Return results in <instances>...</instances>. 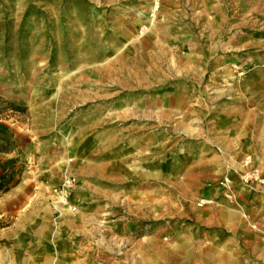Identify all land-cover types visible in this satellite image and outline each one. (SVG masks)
Returning a JSON list of instances; mask_svg holds the SVG:
<instances>
[{"label":"rangeland","instance_id":"374dc122","mask_svg":"<svg viewBox=\"0 0 264 264\" xmlns=\"http://www.w3.org/2000/svg\"><path fill=\"white\" fill-rule=\"evenodd\" d=\"M155 6L0 0V158L23 166L0 264H71L79 246L132 264L140 241L180 261L183 234L229 212L264 235V0Z\"/></svg>","mask_w":264,"mask_h":264},{"label":"crops","instance_id":"0c3cea01","mask_svg":"<svg viewBox=\"0 0 264 264\" xmlns=\"http://www.w3.org/2000/svg\"><path fill=\"white\" fill-rule=\"evenodd\" d=\"M65 161V159H62ZM226 159L224 157H217V155L210 159L209 164H214L215 168L212 171L220 172L225 171ZM47 169H43L45 172ZM44 174V179L47 178V174ZM27 181V180H26ZM25 179L19 186V193H25ZM24 188V189H22ZM15 187L12 188V192H0V199L3 202L4 208L9 204H14L15 199H12L11 194L15 191ZM23 199V195L19 198ZM77 198L73 201L76 203ZM220 201L225 202L222 197ZM7 208V207H6ZM4 211V210H2ZM1 214V212H0ZM229 215L225 216V222H229L231 227L229 228H217L213 231H205L200 233L199 239L195 238V233H187L183 239L182 244L173 246L172 254L175 256L182 255L180 251H186L188 247L192 248L194 254L192 256H184L185 259L180 261L173 260L171 257L159 258L156 254L155 248H159V245H152L149 255V259L143 258V255H147V251L143 249V244L136 242L134 245L135 259L131 261L132 264H264V235L258 230H253L248 227H240L244 224V219L236 213L229 212ZM2 215V214H1ZM82 231H77V233ZM87 232V231H86ZM92 232V231H90ZM75 233V234H77ZM238 236H243V244L239 242ZM261 241V242H260ZM260 242V243H259ZM180 247V248H179ZM90 246H79L74 249L72 247V263L71 264H96L95 259L89 257ZM169 248V247H168ZM255 251L262 254L259 258H256ZM86 252V254H85ZM100 264V263H98Z\"/></svg>","mask_w":264,"mask_h":264},{"label":"trees","instance_id":"16d2710c","mask_svg":"<svg viewBox=\"0 0 264 264\" xmlns=\"http://www.w3.org/2000/svg\"><path fill=\"white\" fill-rule=\"evenodd\" d=\"M0 126L4 129H8L2 123ZM6 131V130H5ZM6 133V132H5ZM0 151L5 152V150L0 149ZM10 149L7 152H11ZM19 158L14 157L10 159H1L0 158V190L6 192L12 187L16 186L20 182V177L23 172V166L18 165Z\"/></svg>","mask_w":264,"mask_h":264},{"label":"built area","instance_id":"2783aa9c","mask_svg":"<svg viewBox=\"0 0 264 264\" xmlns=\"http://www.w3.org/2000/svg\"><path fill=\"white\" fill-rule=\"evenodd\" d=\"M159 2H160V0H156V6H155V9H157L158 8V5H159ZM155 12L153 11V14H154ZM73 181H74V179H72V178H68V179H66V181H64V189L65 188H69V187H71L72 186V184H73ZM229 183H230V180H229V178L228 177H226L225 178V180H224V184L226 185V186H228L229 187ZM64 197H65V195H64Z\"/></svg>","mask_w":264,"mask_h":264}]
</instances>
